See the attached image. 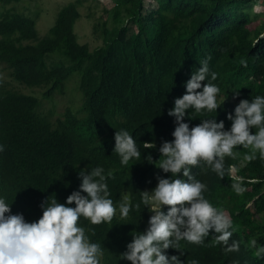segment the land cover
Instances as JSON below:
<instances>
[{
    "label": "trees",
    "instance_id": "trees-1",
    "mask_svg": "<svg viewBox=\"0 0 264 264\" xmlns=\"http://www.w3.org/2000/svg\"><path fill=\"white\" fill-rule=\"evenodd\" d=\"M259 1L68 0L55 7L53 25L40 37V0H0V62L9 74V80L0 79V197L10 205V214L37 221L48 197L65 203L79 190V172L102 167L106 176L111 173L107 185L116 215L99 225L81 218L80 225L91 242L101 245V264H131L121 254L133 235L148 228L150 209L141 193L154 190L157 177L171 178L156 167L161 144L174 139L175 117L168 111L185 94V83L200 62L211 57L202 83L220 88L221 106L216 112L188 110L184 122L190 128L210 118L223 121L229 130L227 116L234 115L241 100L264 97V0L255 11ZM84 8L85 17L94 21L93 47L81 43L76 30ZM212 72L217 73L215 81ZM76 73L82 101L75 113L68 107L62 118L49 107L45 111L46 100L65 95L66 82ZM20 85L47 89L41 99L18 91ZM120 130L133 136L141 153L126 166L114 151V134ZM144 143L155 146L145 148ZM234 151L235 158H225L223 179L203 161L191 174L207 185L205 198L230 215L236 229L230 243L238 241L240 250L225 253L211 230L202 245L180 241L182 255L167 249L169 257L177 255L183 264H264L248 247L251 239L264 245V159L257 153L256 159L246 160L250 150L243 147ZM231 166L236 169L231 176L243 178V194L231 187ZM179 178L186 179L182 174ZM125 201L130 212L122 218L119 205Z\"/></svg>",
    "mask_w": 264,
    "mask_h": 264
},
{
    "label": "clouds",
    "instance_id": "clouds-1",
    "mask_svg": "<svg viewBox=\"0 0 264 264\" xmlns=\"http://www.w3.org/2000/svg\"><path fill=\"white\" fill-rule=\"evenodd\" d=\"M210 59L207 57L200 62L199 69L185 83V94L176 98L174 107L168 111L169 116L175 117L174 139L161 144L162 159L156 167L171 173V178L157 177L155 189L141 193L142 203L150 209L148 228L133 235L127 251L121 254V259L131 264H183L179 256L169 257L166 250L176 249L182 255L180 241L202 245L211 230L217 234L213 236L215 244L223 245L225 253L240 250L238 241L231 240L230 243L236 230L230 215L205 198L207 185L197 180L191 169L203 161L223 179L226 176L225 158H235L234 150L239 147L250 150L244 156L248 161L256 159L257 153L264 159V97L256 96L251 102L241 100L234 115L229 113L227 116L232 122L229 130H225L223 121L210 118L190 128L184 122L188 110L216 112L221 106L217 100L220 88L211 82L202 83L208 79ZM241 63L247 66L244 60ZM216 79L217 73L212 72L211 80ZM235 95L239 93L235 92ZM114 140V151L122 165H128L133 159L139 160L141 153L127 130L116 131ZM154 146L144 143L145 148ZM3 151L4 146L0 145V152ZM230 172L233 191L243 194L246 190L242 186L243 178L231 176L236 175L234 166ZM180 174L186 179L179 178ZM110 176L111 173L104 174L102 167L79 172V190L73 191L65 203L48 197L40 205L42 216L33 222H27L22 214H10V205L0 197V264H101L103 249L99 243L90 241L80 220H88L92 225L113 220L117 209L107 185ZM164 206L168 208L166 213L162 211ZM119 212L126 218L130 205L121 202ZM248 247L255 250L256 258L264 259V245L251 239ZM190 264L199 262L192 260Z\"/></svg>",
    "mask_w": 264,
    "mask_h": 264
},
{
    "label": "rangeland",
    "instance_id": "rangeland-1",
    "mask_svg": "<svg viewBox=\"0 0 264 264\" xmlns=\"http://www.w3.org/2000/svg\"><path fill=\"white\" fill-rule=\"evenodd\" d=\"M42 3V6L38 5L39 8H41L40 16L37 18V30L40 37L45 36L50 27L53 25V19H55L56 13L58 10H55V7L58 4H64L68 0H40ZM108 0H101L102 4L107 3ZM28 4V2H25ZM108 9L112 8L113 5L108 3ZM263 8L262 1L260 0L258 4L256 5L255 9H259V11ZM39 10V9H35ZM54 15H52V12H54ZM83 17L82 19L76 24V30L78 34L79 41L81 43H89L91 47L95 46L96 43L94 42V39L90 36L92 31V23L94 22L93 19H87L85 17L86 8L82 9ZM98 15H106L102 10H98ZM54 17V18H53ZM6 65L4 63L0 62V79L9 80V74L8 70L5 67ZM79 80L80 75L79 74H73L66 82V93L63 96H57V99H49L48 104L45 103L46 108H44L45 111H47V108L49 107V110L52 114H55V116H62L63 113L66 111L68 107H70L73 112L75 113L76 109L80 106L82 101V92L79 89ZM19 85L18 83H16ZM47 88L44 87H26L21 86L18 91L24 93V94H32L39 98H44V91ZM55 101L57 102V107L55 108ZM55 116L53 118L55 119ZM235 171L233 170V173ZM153 214V213H152Z\"/></svg>",
    "mask_w": 264,
    "mask_h": 264
}]
</instances>
